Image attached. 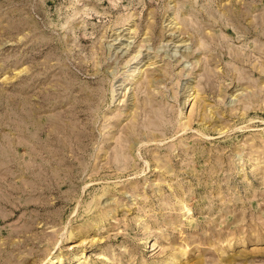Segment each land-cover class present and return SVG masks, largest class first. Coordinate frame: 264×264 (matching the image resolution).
<instances>
[{
    "label": "rangeland",
    "instance_id": "obj_1",
    "mask_svg": "<svg viewBox=\"0 0 264 264\" xmlns=\"http://www.w3.org/2000/svg\"><path fill=\"white\" fill-rule=\"evenodd\" d=\"M0 264H264V0H0Z\"/></svg>",
    "mask_w": 264,
    "mask_h": 264
},
{
    "label": "bare ground",
    "instance_id": "obj_2",
    "mask_svg": "<svg viewBox=\"0 0 264 264\" xmlns=\"http://www.w3.org/2000/svg\"><path fill=\"white\" fill-rule=\"evenodd\" d=\"M172 21H173V20H172ZM172 21L170 20L169 23H171ZM167 24H168V23H167ZM170 25H171V24H170ZM170 25H169V26H170ZM170 27H171V26H170ZM170 29H172V28H170ZM119 36H120V35L118 34V35L115 37V39H118ZM174 38H175L174 33H171V34H170V39H171V40H174ZM170 39H169V40H170ZM181 41H182V40H181ZM177 49H178V48L173 49V52H172V53H173L174 55H175L176 52L178 51ZM33 164H34V163H33ZM30 167H31V166H30ZM35 167H37V166H35Z\"/></svg>",
    "mask_w": 264,
    "mask_h": 264
}]
</instances>
